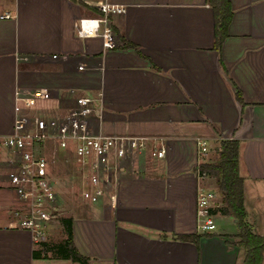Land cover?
<instances>
[{
	"label": "crops",
	"instance_id": "0c3cea01",
	"mask_svg": "<svg viewBox=\"0 0 264 264\" xmlns=\"http://www.w3.org/2000/svg\"><path fill=\"white\" fill-rule=\"evenodd\" d=\"M94 1L0 0V134L22 112L19 89L51 92L30 111L40 116L66 113L78 94L101 93L97 131L157 139L165 154L153 156L150 141L121 161L97 202L70 217L79 254L88 264H242L239 229L222 199L216 229L197 230L196 138L208 142L205 164L221 140L238 141L246 220L264 236V0H229L219 49L209 0H106L123 7L108 14L109 49L100 36L77 35L80 19L105 15ZM206 184L218 190L211 175ZM16 198L12 208L0 206V264H80L53 252L34 257L66 235L52 227L37 247L29 231L10 228L8 211L25 206Z\"/></svg>",
	"mask_w": 264,
	"mask_h": 264
},
{
	"label": "built area",
	"instance_id": "2783aa9c",
	"mask_svg": "<svg viewBox=\"0 0 264 264\" xmlns=\"http://www.w3.org/2000/svg\"><path fill=\"white\" fill-rule=\"evenodd\" d=\"M104 12L103 17L82 18L77 26L81 38L100 36L104 49L113 46V30L108 14L123 11L106 0L90 2ZM4 14L1 18H8ZM83 69V66H80ZM52 98L47 89L16 92V102L21 109L8 134H0V157L8 169L7 187L25 203L23 209L8 211L12 216L10 228L29 231L37 247L45 240L47 231L58 225V191L55 178L56 160L71 149L73 162L79 171L80 196L87 203L97 202L105 186L117 176L120 163L143 153L150 141L151 154L163 157L162 145L157 139L135 134H108L97 131L95 121L100 119L99 105L102 94H78L67 112L40 116L31 113L38 101ZM197 162L195 172L198 186L196 193V221L200 233L216 229L214 212L219 207L221 195L206 184L209 173L203 169L209 151L206 139L196 138Z\"/></svg>",
	"mask_w": 264,
	"mask_h": 264
},
{
	"label": "trees",
	"instance_id": "16d2710c",
	"mask_svg": "<svg viewBox=\"0 0 264 264\" xmlns=\"http://www.w3.org/2000/svg\"><path fill=\"white\" fill-rule=\"evenodd\" d=\"M214 13L215 47L219 49L228 35V26L232 19V7L229 0H209ZM239 143L235 139L220 141L218 163L204 164L203 169L209 175L217 177V188L221 193L223 207L221 211L231 215L238 226L237 244L244 248L242 264H261L264 257V236L254 233L246 220L244 208L243 180L238 172ZM66 238L60 243L42 244V249L34 251L35 258L42 253L53 252L59 258H68L80 264H88L87 258L80 255L72 242V218H62ZM196 239L198 236H189Z\"/></svg>",
	"mask_w": 264,
	"mask_h": 264
},
{
	"label": "rangeland",
	"instance_id": "374dc122",
	"mask_svg": "<svg viewBox=\"0 0 264 264\" xmlns=\"http://www.w3.org/2000/svg\"><path fill=\"white\" fill-rule=\"evenodd\" d=\"M212 161L209 164L218 163V150L213 151L210 157ZM55 178L57 180L56 188L58 191V225L56 229L63 230L61 223L62 218L75 217L80 211L86 210L89 203L83 201L80 196V183H79V171L73 162L71 149L68 150V154L60 156L56 160ZM211 175V174H210ZM8 177V169L3 165V160L0 157V182L6 181ZM211 181L216 185L217 177L211 175ZM6 186H0V206L3 208H12L16 198V194L13 190ZM220 209V208H219ZM217 221V220H216ZM218 222V221H217ZM56 229L54 231H56ZM52 243H59L57 239H52ZM53 253H51L52 255Z\"/></svg>",
	"mask_w": 264,
	"mask_h": 264
},
{
	"label": "water",
	"instance_id": "95a60500",
	"mask_svg": "<svg viewBox=\"0 0 264 264\" xmlns=\"http://www.w3.org/2000/svg\"><path fill=\"white\" fill-rule=\"evenodd\" d=\"M220 195H221V193H220Z\"/></svg>",
	"mask_w": 264,
	"mask_h": 264
}]
</instances>
